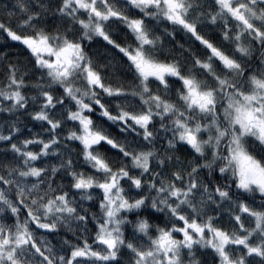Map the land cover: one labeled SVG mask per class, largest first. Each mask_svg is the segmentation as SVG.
Segmentation results:
<instances>
[{
	"label": "snow or ice",
	"instance_id": "obj_1",
	"mask_svg": "<svg viewBox=\"0 0 264 264\" xmlns=\"http://www.w3.org/2000/svg\"><path fill=\"white\" fill-rule=\"evenodd\" d=\"M0 264H264V0H0Z\"/></svg>",
	"mask_w": 264,
	"mask_h": 264
},
{
	"label": "trees",
	"instance_id": "obj_2",
	"mask_svg": "<svg viewBox=\"0 0 264 264\" xmlns=\"http://www.w3.org/2000/svg\"><path fill=\"white\" fill-rule=\"evenodd\" d=\"M16 42H13L11 40H5L3 36H0V45H5L7 44L8 47L6 48L7 51L12 52V53H16L19 51V49L17 47H15Z\"/></svg>",
	"mask_w": 264,
	"mask_h": 264
}]
</instances>
